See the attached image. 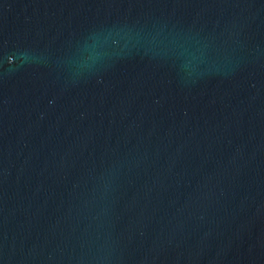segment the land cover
Returning <instances> with one entry per match:
<instances>
[{
  "label": "water",
  "instance_id": "obj_1",
  "mask_svg": "<svg viewBox=\"0 0 264 264\" xmlns=\"http://www.w3.org/2000/svg\"><path fill=\"white\" fill-rule=\"evenodd\" d=\"M0 264H264V0H0Z\"/></svg>",
  "mask_w": 264,
  "mask_h": 264
}]
</instances>
